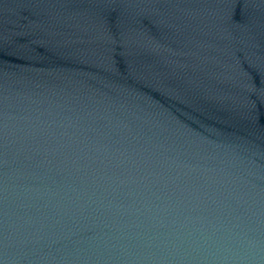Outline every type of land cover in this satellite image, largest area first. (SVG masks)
<instances>
[{"label":"water","instance_id":"1","mask_svg":"<svg viewBox=\"0 0 264 264\" xmlns=\"http://www.w3.org/2000/svg\"><path fill=\"white\" fill-rule=\"evenodd\" d=\"M0 264H264V0H0Z\"/></svg>","mask_w":264,"mask_h":264}]
</instances>
